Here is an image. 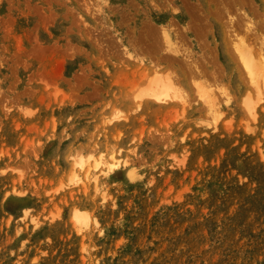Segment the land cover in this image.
Returning a JSON list of instances; mask_svg holds the SVG:
<instances>
[{"label": "rangeland", "instance_id": "374dc122", "mask_svg": "<svg viewBox=\"0 0 264 264\" xmlns=\"http://www.w3.org/2000/svg\"><path fill=\"white\" fill-rule=\"evenodd\" d=\"M163 1L0 0V264H264V85L231 48L264 65V1ZM148 25L180 55L151 53ZM167 78L165 101L141 95Z\"/></svg>", "mask_w": 264, "mask_h": 264}, {"label": "bare ground", "instance_id": "6f19581e", "mask_svg": "<svg viewBox=\"0 0 264 264\" xmlns=\"http://www.w3.org/2000/svg\"><path fill=\"white\" fill-rule=\"evenodd\" d=\"M155 1H156V0H155ZM162 1H163V0H162ZM167 1H168V0H167ZM212 1H213L214 3L216 2V0H212ZM218 1H220V0H218ZM218 1H217V2H218ZM222 1H223V4H227V5L229 4V3H228L229 0H225V2L227 1L226 3H224V0H222ZM230 1H231V0H230ZM241 1H242V0H241ZM241 1H240V2H241ZM246 1H247V0H246ZM252 1H253V0H252ZM260 1H261V0H260ZM263 1H264V0H263ZM263 1H261V2H263ZM150 2H151V1H150ZM157 2H158V1H157ZM163 2H165V1H163ZM163 2H162V3H163ZM170 2H172V1H170ZM180 2H181V1H180ZM243 2H244V1H243ZM255 2H256V1H255ZM151 3H152V2H151ZM186 3H187V2H186ZM189 3H191V5H192V4L195 5V4L192 3V2H189ZM210 3H211V2H210ZM236 3H237V2H236ZM238 3H239V2H238ZM247 3H248V1H247ZM250 3L254 4L253 2H250ZM250 3H249V5H250ZM163 4H164V3H163ZM183 4H184V3H183ZM219 4H220V5H223L221 2H218V5H219ZM263 4H264V3H263ZM151 5H152V4H151ZM159 5H160V4H159ZM165 5H166V4H165ZM185 5H186V4H185ZM185 5H184V6H185ZM208 5H209V4H208ZM215 5H216V3H215ZM227 5H225L226 7L223 8L224 10H222V8H220L219 10H217L218 8H216V11L219 12V13L223 11V12L220 13V15H219V18L221 17V18H220L221 21H222V17H223L222 14H223L226 10H229V13L232 12L230 9H227V8H228ZM233 5H234V4H233ZM243 5H244V4H243ZM249 5H248V6H249ZM155 6H157V5L154 4L153 7H155ZM174 6H175V5H174ZM241 6H242V5H241ZM241 6H239L237 9H240ZM162 7H164V6L162 5ZM165 7H166V6H165ZM187 7H190V8H188L189 11H188V12L186 11V12H187V13H190V11H191V6L187 5ZM187 7H186V8H187ZM199 7H201V6H199ZM223 7H224V5H223ZM231 7H233V6H230L229 8H231ZM158 8H159V7H158ZM186 8H185V10H186ZM195 8H196V7H195ZM233 8H234V7H233ZM159 9H160V8H159ZM163 9H164V8H163ZM192 9H193V7H192ZM198 9H200V8H197V10H198ZM208 9H209V8H208ZM225 9H226V10H225ZM231 9H232V8H231ZM234 9H236V7H235ZM250 9H251V8H249V10H250ZM257 9H258V8H257ZM257 9H256V10H257ZM161 10H162V9H161ZM194 10H195V9H194ZM194 10H192L191 12H193ZM220 10H222V11H220ZM240 10H241V9H240ZM240 10H239V11H240ZM128 11H129V10H128ZM198 11H199V10H198ZM210 11H211V10H210ZM230 11H231V12H230ZM243 11H244V10H243ZM235 12H236V11H235ZM241 12H242V11H241ZM253 12H254V11H253ZM239 13H240V12H237V14H239ZM254 13H256V16H258L257 13L259 14L260 12L257 10V12L255 11ZM212 14H213V15H214V14L217 15L216 18L218 17V14H217L216 12H213ZM224 14H226V12H225ZM233 14H234V12H233ZM261 14H262V13H261ZM205 15H206V14H205ZM189 16H190V15H189ZM191 16H194V14H193V15L191 14ZM202 16H203V15H202ZM208 16H209V15H208ZM233 16H234V15H233ZM233 16H232V14H231V19H233V20H237L238 15H235V16H236V19H234L235 16H234V17H233ZM242 16H243V15H242ZM242 16H241V14H239V19H240V20L242 19ZM198 17H199V16H198ZM200 17H201V16H200ZM200 17H199V18H200ZM224 17H225V19H224V18H223V19H224L225 21H224L223 23L225 24L226 21H227V20H226V15H224ZM244 17H246V16L244 15ZM144 18H145V17H144ZM161 18H162V17H161ZM199 18H198V19H199ZM219 18H218V19H219ZM229 18H230V17H229ZM147 19H148V18H147ZM147 19H146V21L149 20V19H148V20H147ZM157 19H158V17H157ZM187 19H188V18H187ZM203 19H204V18H202V20L199 19V23L202 24V26H200V27H202V30H201L200 28H198L199 26L197 27L198 24H195V28L197 27V29H196L197 32H198L199 30H201V32L205 35V33H204L203 30L208 28V26H209L208 24H210V22L208 23V21H207L208 19H207V18L204 19V22L207 21V23H208V24H207L208 26L205 25V26L207 27V28H206V27L203 25L204 22L202 23ZM139 20H140V19H139ZM142 20H143V19H142ZM190 20H192V19H190ZM193 20H194V19H193ZM195 20H196V18H195ZM195 20H194V21H195ZM205 20H206V21H205ZM112 21H113V20H112ZM115 21H116V20H115ZM144 21H145V20H144ZM144 21H142V22H144ZM172 21H173V20H172ZM172 21H171V22H172ZM200 21H201V22H200ZM237 21H238V20H237ZM244 21H245V20H244ZM249 21H251V20H249ZM263 21H264V20H262V22H260V21H259V22H260V23H263ZM155 22H156V21H155ZM171 22H170V23H171ZM166 23H167V22H166ZM177 23H178V22H177ZM194 23H196V22H194ZM194 23H192V24H190V25H193ZM227 23H228V22H227ZM229 23H230V22H229ZM229 23H228V24H229ZM249 23H250V22H249ZM253 23H254V22H253ZM253 23H252V25H253ZM260 23H259V24H260ZM110 24H112V23H110ZM117 24H119V23H117ZM147 24H148V23H147ZM149 24H150V23H149ZM153 24H154V23H153ZM228 24H225V25H227V28L229 29V28H231L232 24H229V26H228ZM241 24H243V27H241V26H242ZM241 24H240V26H238V27H239L238 29H241V31H244V30L246 29V27H247L246 32H247L248 30H249V32L252 30V29L250 30L251 27H249V25H251V23H250V24H247L248 26L246 25V27H245V23H241ZM263 24H264V23H263ZM140 25H141V24H140ZM143 25H144V24H143ZM167 25H168V23H167ZM169 25H170V24H169ZM174 25H175V23H174ZM185 25H186V24H185ZM230 25H231V26H230ZM252 25H251V26H252ZM145 26H146V25H145ZM148 26H149V25H148ZM148 26H147V27H148ZM151 26H152V22H151ZM151 26H149L148 28L150 29ZM164 26H165V25H163L162 28L160 27L158 30L155 31L154 28H153V27H154V25H153V27H151V29L153 28L152 32L154 31V33L158 31L157 34L159 35V38H160V37L162 38V39H159V38H158V35L156 34V35H157V36H156V35L154 34V35L156 36V37H155V36L153 35V36L155 37V41H156V40H158V41H159V40H161V41L164 40L165 43H167V46H165L164 43H162V42H161L162 44L159 45V47H158V46H155V45H157V42H158V41L156 42V44H155V41H154V43H153V40H154L153 38H154V37L151 36L152 34L150 33V36L153 37V38H152L153 40L150 39V40H151V42H150L151 44H149V46L151 45L150 48L152 47V48H151V51H152L153 48L156 47V48L158 49V51H157L156 48H155L153 51H154V52H159V48H160V46H161V50H160V51H162V49H165V51H166V47H168V51H170V52H172V53H175V55H176L177 53L179 54V48L175 46V43H176V42H173V39H172V32H171V29H169L168 26H165V27H164ZM179 26H181V25L179 24ZM222 26H223V25H222ZM115 27H116V26H115ZM140 27H142V26H140ZM156 27H157V26L155 25V28H156ZM158 27H159V26H158ZM158 27H157V28H158ZM203 27H205V28H203ZM235 27H236V26H235ZM253 27H254V25H253ZM258 27L260 28L261 26H258ZM262 27H264V26H262ZM142 28H143V27H142ZM157 28H156V29H157ZM181 28H182V26H181ZM183 28H187V26H186V27L183 26ZM233 28H234V27H233ZM248 28H249V29H248ZM254 28H255V27H254ZM160 29H161V31H160ZM174 29H175V28H174ZM174 29H173V30H174ZM242 29H244V30H242ZM142 30H144V29H142ZM142 30H141V31H142ZM225 30H226V28H225ZM229 30H230V29H229ZM231 30H232V31H231ZM231 30H230L231 33H230L229 31H228V33H227V36H229V38L227 37V39H229V42H228V43L233 42V41H232V40H233L232 37L230 38V36H231L230 34H232V32H233L234 30H233L232 28H231ZM235 30H237V27H236ZM261 30H262V29H261ZM115 31H116V30H115ZM136 31H137V30H136ZM141 31H140V32H141ZM147 31H148V29H146V32H145V31H144V32L146 33V35H149V33H147ZM150 31H151V30H150ZM150 31H149V32H150ZM159 31H160V34H159ZM174 31H176V30H174ZM174 31H173V32H174ZM183 31H184V30H183ZM183 31H182V32H183ZM192 31L194 32V25H193V30H192ZM238 31H239V30H238ZM255 31H256V30H255ZM255 31L253 30L252 32L254 33ZM195 32H196V31H195ZM195 32H194V33H195ZM201 32L198 33L199 36H200V34H202ZM205 32H207V31H205ZM239 32H240V31H239ZM246 32H245V34H246ZM252 32H250V36H249V35H248V36H249L250 38L254 39V38L257 37V36H255L254 38L251 37V36H253V35H251ZM120 33H121V32H120ZM120 33H119V34H120ZM145 33H144V34H145ZM183 33H185V32H183ZM214 33H215V32H214ZM255 33H256V32H255ZM255 33H254V35H257V34H255ZM234 34H235V33H233V35H234ZM236 34L239 35L240 33H239V34L236 33ZM236 34H235V35H236ZM247 34H248V32H247ZM141 35H142V34H140V37H141ZM185 35H186V34H183V36H185ZM194 36H195V35H194ZM194 36H193V37H194ZM248 36H247V37H248ZM261 36H262V35H261ZM261 36H260V37H261ZM126 37H127V35H126ZM137 37H139V36H137ZM140 37H139V38H140ZM142 37H143V36H142ZM146 37H147V36H146ZM233 37H234V36H233ZM240 37H242V36H240ZM243 37H245V36H243ZM258 37H259V34H258ZM260 37H259V38H260ZM127 38H128V37H127ZM139 38H136V40L138 41V40L141 39V38H140V39H139ZM149 38H150V37L148 36V39H149ZM175 38H176V36H175ZM181 38H182V37H181ZM196 38H197L198 40H200L199 37H196ZM201 38H204V36L202 35ZM133 39H134V38H133ZM188 39H189V38H188ZM192 39H193V38H192ZM239 39H240V38H239ZM244 39H245V38L240 39V41L236 40V41H238V43L234 40V42H236V43H235V44L232 43V45H234V46H233L234 48L231 46L232 50H234V51H232V52H233L234 55L237 54V58H238V59L236 58V61H237V60H240L239 63L241 62V64L243 65V67H242V65H241V66L238 65V66L241 68V70H243L245 76H248L247 79H248L249 83L252 84L251 86H253V90H254V92H256L257 94L260 95V93H262L261 90L263 89L262 86L264 85V65H263L262 62H260L262 56L259 54L258 56H261V58H259V57L256 58V55H254L255 52L253 53V50H255V49H254V48L252 49V48L250 47L251 45L248 44V43H251V44H253V43L251 42L250 39H248L250 42L247 41V38H246V40H244ZM255 39H256V38H255ZM255 39L253 40L254 43H255V41H256ZM263 39H264V36H263ZM263 39L261 40V42H264ZM127 40H128V39H127ZM130 40H131V39H130ZM136 40H134L133 42H135ZM141 40L144 42L143 39H141ZM230 40H231V41H230ZM80 41H81V40H80ZM131 41H132V40H131ZM131 41H130V42H131ZM137 41H136L135 43H138ZM146 41H147V40H146ZM164 41H163V42H164ZM125 42H126V41H125ZM133 42H132V43H133ZM140 42H141V41H140ZM143 42H142V43H143ZM183 42H184V41H183ZM147 43H149V42H146V44H147ZM225 43H226V42H225ZM99 44H100V43H99ZM125 44H126V43H125ZM129 44H130V43H129ZM146 44H145V45H146ZM152 44H153V46H152ZM159 44H160V42H159ZM180 44H181V43H180ZM183 44H186V42L183 43ZM194 44H195V43H194ZM202 44H203V43H202ZM217 44H218V43H217ZM256 44H257V41H256ZM256 44H255L254 46H256ZM137 45H138V44H137ZM197 45H198V44H197ZM200 45H201V44H199V47H200ZM141 46H142V45H141ZM146 46H147V47H146ZM146 46L144 47V49H146V48L150 49L149 46H148V44H147ZM162 46H165V48H163ZM180 46H182V45H180ZM183 46H184V45H183ZM203 46H204V45H203ZM99 47H100V46H99ZM123 47H124V46H123ZM134 47H135V45H134ZM134 47H133V48H134ZM141 48H143V47H141ZM201 48H202V47H201ZM255 48H256V47H255ZM259 48H260V47H259ZM124 49H125V48H124ZM107 50L109 51V49H107ZM138 50H139V49H138ZM138 50H137V53L139 52ZM260 50H261V49H260ZM123 51H124V50H122V53H123ZM130 51H131V50H130ZM148 51H149V50H147V52H148ZM151 51H150V52H151ZM153 51H152L151 53H154ZM183 51H184V50H183ZM195 51H196V50H195ZM197 51H198V50H197ZM114 52H115V51H114ZM114 52H111V53L113 54ZM118 52H119V51H118ZM124 52H126V51H124ZM134 52H135V51H133V53H134ZM144 52L146 53L145 50H144ZM166 52H167V51H166ZM166 52H165V54H166L167 56H166V55H163V54H164V53H163V54L160 56V58H163V59L165 60V58L167 57V58H166V59H167L166 61H168L169 56H171V55L173 56V54L170 53V54H171V55H170V54L168 53V54H169V55H168ZM193 52H194V51H193ZM234 52H235V53H234ZM259 52H260V51H259ZM116 53H117V52H115L114 54L116 55ZM119 53H120V52H119ZM127 53H128V52H127ZM141 53H142V52H141ZM151 53H149V55H151ZM159 53H160V52H159ZM159 53H158V55H159ZM186 53H187V52H186ZM201 53H202V49H201ZM256 53H258V52H256ZM139 54H140V52H139ZM146 54H147V53H146ZM188 54H189V53H188ZM195 54H197V53L195 52ZM210 54H211V53H210ZM210 54H209V55H210ZM115 55H114V56H115ZM123 55H125V53H124ZM123 55H122V56H123ZM136 55H138V54H136ZM140 55H141V54H140ZM179 55H180V54H179ZM189 55H190V54H189ZM209 55H208V56H209ZM93 56H94V55H93ZM118 56H119V55H118ZM120 56H121V55H120ZM125 56H126V55H125ZM141 56H142V55H141ZM143 56H145V55H143ZM162 56H163V57H162ZM172 56H171L172 59L170 58L171 60H173V57H174V60L177 58V57H175V56H173V57H172ZM203 56H204V55H203ZM130 57H131V56H130ZM148 57H149L150 60H151V57H154V56L151 55V57H150V56H148ZM164 57H165V58H164ZM179 57H180V56H179ZM189 57H190V56H189ZM189 57H187V58H189ZM195 57H196V56H195ZM211 57H212V56H211ZM235 57H236V56H235ZM115 58H116V56H115ZM141 58H142V57H141ZM155 58H156V57H155ZM185 58H186V55H185ZM190 58H191V57H190ZM190 58H189V59H190ZM203 58H204V57H203ZM258 58H259L260 60H258ZM112 59H113V58H112ZM136 59H137V58H136ZM153 59H154V58H152L151 61H153ZM109 60H110V59H109ZM142 60H143V59H142ZM160 60H161V59H160ZM171 60H169V61H171ZM174 60H173V61H174ZM177 60H178V59H177ZM205 60H206V58H205L204 60H202V62L205 61ZM155 61H157V59L154 60V62H155ZM166 61H165V62H166ZM175 61H176V60H175ZM191 61H192V62H191ZM191 61H189V63H190V62L193 63V61L196 63L198 60H197V59H196V60H195V59L193 60V58H192ZM90 62H91V61H90ZM105 62H106V61H105ZM136 62H137V61H136ZM143 62H144V61H143ZM148 62H149V60H148ZM154 62H153V64H154ZM177 62H178V61H177ZM205 62H206V61H205ZM144 63H145V62H144ZM151 63H152V62H151ZM118 64H119V63H118ZM122 64H123V63H122ZM136 64H137V63H136ZM147 64H148V63H147ZM155 64H156V62H155ZM203 64H204V63H203ZM143 65H144V64H143ZM151 65H152V64H151ZM191 65H192V64H191ZM137 66H138V64H137ZM141 66H142V65H141ZM152 66H154V65H152ZM197 66H198V65H197ZM231 66H232V65H231ZM134 67H135V66H134ZM154 67H156V66H154ZM154 67H153V68H154ZM161 67H162V66H161ZM226 67H227V66H226ZM234 67H235V66H234ZM102 68H103V67H102ZM107 68H108V67H107ZM127 68H128V67H127ZM136 68H137V67H136ZM147 68H148V67H147ZM171 68H172V67H171ZM171 68L168 67V69H171ZM198 68H199V67H198ZM232 68H233V67H232ZM242 68H244V69H242ZM150 69H151V68H150ZM172 69H173V68H172ZM183 69H184V68H183ZM199 69H201V68H199ZM105 70H106V69H105ZM132 70H133V69H132ZM152 70H153V69H152ZM181 70H182V68H181ZM205 70H206V69H204V71H205ZM244 70H245V71H244ZM137 71H138V70H137ZM137 71H136V72H137ZM140 71H141V70H140ZM140 71H139V73L142 72V71H141V72H140ZM145 71H146V70H145ZM165 71H166V70H165ZM174 71H175V70H174ZM192 71H193V70H192ZM213 71H214V70H213ZM213 71H211V72L213 73ZM128 72H129V71H128ZM130 72H131V70H130ZM134 72H135V71H134ZM150 72H151V71H150ZM159 72H160V71H159ZM169 72H170V71H169ZM172 72H173V70H172ZM205 72H207V71H205ZM211 72L209 73L210 75H212ZM142 73H144L143 75H146L147 72H142ZM163 73H164V72H163ZM163 73H162V74H163ZM170 73H171V72H170ZM174 73H175V72H174ZM181 73H182V72H181ZM246 73H247V74H246ZM109 74H110V73H109ZM131 74H133V73H131ZM136 74H137V73H136ZM149 74H151V73H149ZM168 74H169V73H168ZM171 74H172V73H171ZM182 74H184V73H182ZM213 74H214V73H213ZM119 75H120V74H119ZM137 75L139 76V74H137ZM200 75L204 76V74H200ZM127 76H128V75H127ZM131 76H132V75H131ZM194 76H195V75H194ZM197 76H198V75H197ZM197 76H195V77H197ZM214 76H215V75H214ZM123 77H124V76H123ZM147 77H148V76H147ZM150 77H152V76H150ZM153 77H154V75H153ZM153 77H152V78H153ZM156 77H157V76H156ZM160 77H161V76H160ZM171 77H172V76H171ZM173 77H174V76H173ZM185 77H186V75H185ZM195 77H194V78H195ZM205 77H206V76H205ZM131 78H132V77H131ZM148 78H149V77H148ZM161 78H162V77H161ZM164 78H166V77L164 76ZM178 78H180V77H178ZM182 78H183V76H182ZM182 78H181V79H182ZM187 78H188V77H187ZM189 78H190V77H189ZM189 78H188V79H189ZM191 78H192V77H191ZM191 78H190V79H191ZM203 78H204V77H203ZM210 78H212V77H210ZM105 79H106V78H105ZM121 79H122V78H121ZM152 81H153V80H152ZM152 81H151V82H152ZM248 81H247V82H248ZM119 82H120V81H119ZM249 83H248V84H249ZM148 84H149V83H148ZM150 84H151V83H150ZM150 84L148 85V86H149L148 88L146 87V88H147L146 91H142V92H141V95H145V96H147L148 98L153 99L154 101H165V100L167 99L166 97H168V95H170L169 93H171V92H169V90L172 88V82H171V80H170L169 78L165 79L164 81H163V79H162V80H160V81H158V82H155L154 84L152 83V85H150ZM249 87H250V86H249ZM263 87H264V86H263ZM199 88H200V87H199ZM250 89H251V88H250ZM200 91H203V92L201 93ZM200 91H198L199 94H200V97H203L204 94L207 93L206 91H204V90H202V89H200ZM211 91H212V89H211ZM168 92H169V93H168ZM196 92H197V91H196ZM198 92H197V93H198ZM248 92H249V91H248ZM209 93H210V92H209ZM199 94H197V96H199ZM207 96H208V94L205 96L206 98L203 97V98L206 99V100L203 99V101L207 104L208 108H210L211 110H214V108H215V107H214L215 102H212L211 99H208L209 97H207ZM260 96H261V95H260ZM211 97H212V96H211ZM213 97H214V96H213ZM213 97H212V98H213ZM180 98H185V97H184L183 95H181ZM198 98H199V97H198ZM200 99H202V98H200ZM249 101H250V100H249ZM249 101H248V100H247L246 102L244 101V103H245V105H246L245 108L247 107L246 110L248 111V109H249L248 112L250 113V109H251V111H252V108H251L250 105H252V104H250L251 101H250V102H249ZM153 104H154V103H153ZM183 104H184V103H183ZM183 104H182V105H183ZM203 104H204V103H203ZM149 106H150V105H149ZM161 106H162V105H161ZM164 106H165V105H164ZM252 106H253V105H252ZM159 107H160V106H158V108H159ZM158 108H157V109H158ZM208 108H207V109H208ZM251 113H252V112H251ZM81 158H82V157H81ZM83 159H84V158L78 160V162H77L78 165L81 166V167L84 166V164L89 163V160H86V159L83 160ZM111 159H114V156H112ZM85 161H86V162H85ZM87 161H88V162H87ZM95 161H96V164L92 161L91 164H95V165H92V167L94 166V168H95V166H97L98 164L106 165V166H107V170H106V172H109V171H112V170L118 168V167H119V164H120L119 161H117V162H112V161H109V159H107V158H105V159L103 158V160H102V159H98V160L95 159ZM75 162H76V161H75ZM124 162H125L124 164L127 163L126 160H125ZM91 164H90V165H91ZM124 166H126V165H124ZM88 167H89V164H88L87 167H86V165H85V168L90 172V169H89L90 167H89V168H88ZM82 168H83V167H82ZM87 176H89V173L87 174ZM93 178H94V177H93ZM100 182H101V181H100ZM96 183H97V182H96ZM74 217H75V220H76L77 222H80V221L82 222V221L84 220V222L87 223L86 220L88 221V214H87L86 212H84V211L79 210V209H74ZM84 222H83V224H84Z\"/></svg>", "mask_w": 264, "mask_h": 264}]
</instances>
